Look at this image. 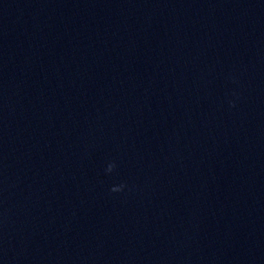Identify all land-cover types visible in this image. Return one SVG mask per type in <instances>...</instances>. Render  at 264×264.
Instances as JSON below:
<instances>
[{"label":"water","instance_id":"1","mask_svg":"<svg viewBox=\"0 0 264 264\" xmlns=\"http://www.w3.org/2000/svg\"><path fill=\"white\" fill-rule=\"evenodd\" d=\"M0 264H264V0H0Z\"/></svg>","mask_w":264,"mask_h":264}]
</instances>
